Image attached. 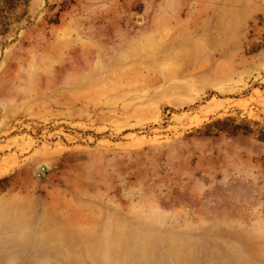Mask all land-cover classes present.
Instances as JSON below:
<instances>
[{
	"label": "rangeland",
	"instance_id": "374dc122",
	"mask_svg": "<svg viewBox=\"0 0 264 264\" xmlns=\"http://www.w3.org/2000/svg\"><path fill=\"white\" fill-rule=\"evenodd\" d=\"M0 264H264V0H0Z\"/></svg>",
	"mask_w": 264,
	"mask_h": 264
}]
</instances>
